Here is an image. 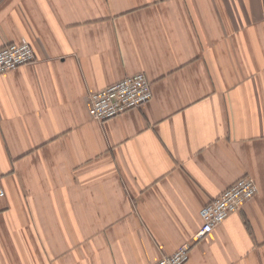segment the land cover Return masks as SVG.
<instances>
[{"label":"crops","instance_id":"obj_1","mask_svg":"<svg viewBox=\"0 0 264 264\" xmlns=\"http://www.w3.org/2000/svg\"><path fill=\"white\" fill-rule=\"evenodd\" d=\"M0 264H264V0H0ZM145 72L104 121L89 94ZM258 193L194 240L241 177Z\"/></svg>","mask_w":264,"mask_h":264},{"label":"built area","instance_id":"obj_2","mask_svg":"<svg viewBox=\"0 0 264 264\" xmlns=\"http://www.w3.org/2000/svg\"><path fill=\"white\" fill-rule=\"evenodd\" d=\"M35 60L34 50L25 38L20 42H9L0 47V74ZM153 97L152 83L145 72L126 75L102 89L89 94V114L93 119L104 121L126 110L139 107ZM258 193L255 179L246 175L211 201L201 210L203 225L194 240L213 231L230 213L240 210ZM0 197H6V189L0 175ZM191 243H184L174 252L162 255L152 264H185L190 257Z\"/></svg>","mask_w":264,"mask_h":264}]
</instances>
